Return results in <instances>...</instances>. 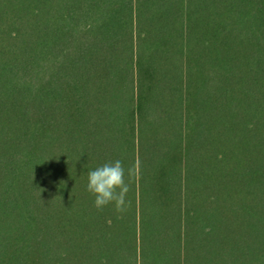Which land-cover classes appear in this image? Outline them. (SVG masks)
<instances>
[{
    "label": "trees",
    "instance_id": "obj_1",
    "mask_svg": "<svg viewBox=\"0 0 264 264\" xmlns=\"http://www.w3.org/2000/svg\"><path fill=\"white\" fill-rule=\"evenodd\" d=\"M0 264H264V0H0Z\"/></svg>",
    "mask_w": 264,
    "mask_h": 264
},
{
    "label": "clouds",
    "instance_id": "obj_2",
    "mask_svg": "<svg viewBox=\"0 0 264 264\" xmlns=\"http://www.w3.org/2000/svg\"><path fill=\"white\" fill-rule=\"evenodd\" d=\"M135 168L133 165L126 170L122 161L116 160L88 172L87 190L95 197L97 209L114 203L117 212L126 210V197L130 191L128 180L134 177Z\"/></svg>",
    "mask_w": 264,
    "mask_h": 264
}]
</instances>
